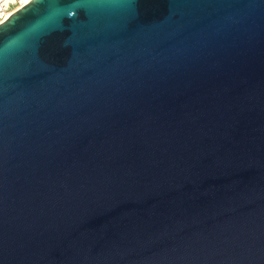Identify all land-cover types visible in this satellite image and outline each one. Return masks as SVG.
<instances>
[{
	"label": "water",
	"instance_id": "water-1",
	"mask_svg": "<svg viewBox=\"0 0 264 264\" xmlns=\"http://www.w3.org/2000/svg\"><path fill=\"white\" fill-rule=\"evenodd\" d=\"M0 264H264V0L0 23Z\"/></svg>",
	"mask_w": 264,
	"mask_h": 264
},
{
	"label": "built area",
	"instance_id": "built-area-1",
	"mask_svg": "<svg viewBox=\"0 0 264 264\" xmlns=\"http://www.w3.org/2000/svg\"><path fill=\"white\" fill-rule=\"evenodd\" d=\"M29 0H0V23H2L10 12L25 5Z\"/></svg>",
	"mask_w": 264,
	"mask_h": 264
},
{
	"label": "bare ground",
	"instance_id": "bare-ground-1",
	"mask_svg": "<svg viewBox=\"0 0 264 264\" xmlns=\"http://www.w3.org/2000/svg\"><path fill=\"white\" fill-rule=\"evenodd\" d=\"M12 12H10L8 15H7V17L11 14Z\"/></svg>",
	"mask_w": 264,
	"mask_h": 264
}]
</instances>
